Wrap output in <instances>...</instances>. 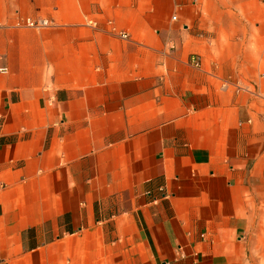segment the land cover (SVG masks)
Listing matches in <instances>:
<instances>
[{
	"label": "crops",
	"instance_id": "0c3cea01",
	"mask_svg": "<svg viewBox=\"0 0 264 264\" xmlns=\"http://www.w3.org/2000/svg\"><path fill=\"white\" fill-rule=\"evenodd\" d=\"M0 264H264V0H0Z\"/></svg>",
	"mask_w": 264,
	"mask_h": 264
},
{
	"label": "built area",
	"instance_id": "2783aa9c",
	"mask_svg": "<svg viewBox=\"0 0 264 264\" xmlns=\"http://www.w3.org/2000/svg\"><path fill=\"white\" fill-rule=\"evenodd\" d=\"M47 19L44 18H31V17H22L18 18L15 21V25H24V26H31V27H40V26H45L48 25ZM122 36H126V33H120ZM191 60L193 61L194 64H196L197 58L195 56L191 57Z\"/></svg>",
	"mask_w": 264,
	"mask_h": 264
}]
</instances>
